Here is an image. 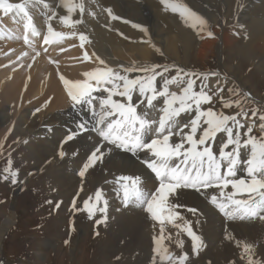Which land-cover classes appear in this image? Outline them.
<instances>
[{
  "label": "bare ground",
  "instance_id": "bare-ground-1",
  "mask_svg": "<svg viewBox=\"0 0 264 264\" xmlns=\"http://www.w3.org/2000/svg\"><path fill=\"white\" fill-rule=\"evenodd\" d=\"M7 1L19 2L21 0ZM182 2L194 13H196L198 16H201V18L205 20L206 24L203 27L200 25L195 27L191 26V22L186 21L179 14V12H173L170 8H166L163 4H161L160 0H97V3H94L96 5L91 2H87V13H83L81 15L77 13L73 14L75 18L81 21V23L67 29V31L70 32L81 31L86 34L87 45L85 48L87 50V59H85V56L82 54V50L75 48L72 51H68L63 54H56L55 50H51L46 56H43L42 58L35 61V59L28 56L26 52H21L19 50V47L17 46L18 41L11 37L17 36L13 35L15 33H12V35H8L6 33L0 34V57L2 58V60H0V75H6L5 77L10 83L14 82L15 78L18 76H21L20 82L22 81V88L20 89L21 97L17 100V105L16 103L12 105L14 109L13 111H15V109L17 110L14 112V115L19 112L18 116L15 117V128H19L22 124H24L28 130L35 131L36 129H40V124L48 125L49 129L47 133L49 138H47L46 141H54L56 144L58 143L61 147V151L59 149V157L61 159H68V161L73 160L74 163L72 166L74 167L77 164L82 165L84 162H87L88 156L90 155L91 149H88V147L85 146L86 144L83 143V140H81L77 134L86 127L90 128V126L96 125L97 120L95 119V115L93 114L90 106H97L99 103V101L95 99L92 101V104H74V102L68 98V88L71 87L74 82L83 81L86 79L83 73L90 72L105 66L112 68L113 65H118L117 67H119L121 64L123 67H128L127 64L153 65L154 55L157 52H164L167 55L173 54V58L176 60L177 65L188 66L186 65V60L190 53L195 49L193 52H195V55H197L196 57L202 60L213 58L218 69L217 73L224 74L225 78L233 76L235 77L236 82L239 84L238 76L235 74V70L232 68H226V54L228 53H226V51L229 48L231 49V47L236 43H239L240 45V42L242 41L243 45L248 50L253 51L255 48L260 52H263L264 0H182ZM108 9L111 10V15H109V12L107 11ZM89 13L92 14L90 15ZM93 15H96L95 18H93ZM48 22L55 26L58 25L56 18L48 20ZM3 23L9 25L12 29L16 28V26L11 21V16L0 11V25ZM46 25L47 23L44 22L41 28L44 29ZM209 32L212 33L211 36L208 35ZM74 41V39H68L64 40L62 44L67 45L73 43ZM195 41L198 42L194 43ZM242 48H238V51L235 50V52L237 51L235 54L237 57L247 54L244 52L246 48L244 50ZM55 49H58V47ZM8 50H11V53L13 54L10 55L7 52ZM252 54L253 53H250L251 57L253 56ZM96 57H99L101 61L104 62L103 64L100 63L101 67H97ZM66 58L67 60H64ZM51 60L54 63H57V67L59 68L57 71L55 70V67H50L49 62ZM79 63H82L81 66ZM251 65L253 64L251 63ZM235 67H237L236 64ZM255 68L264 76V68ZM238 69L239 68H237V70ZM118 71L121 75H126L130 79H135L137 77V74H128L127 72H124V69L121 68ZM70 75L75 76V78H72ZM36 76H38V78H36ZM39 77L42 79L43 83H41V80L39 82ZM61 77L69 82L68 86L64 84L63 80H61ZM57 80L60 82L59 88H57L55 83ZM4 81L5 79L3 82ZM241 84L242 85H239L242 89L246 90L245 93L251 92L248 88V84ZM11 85L4 89L6 98L11 97L6 94L8 93V89H10L9 94L15 91L14 88H10ZM47 86L50 88L48 92L49 103H47V105L45 104V106L43 105L44 108L42 109L45 113L44 117H42L41 114L37 115V117L35 114L33 115L28 108L22 106L23 103L28 104L27 101L25 100L23 103L22 101L26 94L31 96V99L35 100V96L40 94ZM94 94L96 93H93V95ZM102 94L107 96V93L98 92L99 96ZM139 96L140 95L138 91L134 92L132 102H137L136 100L139 98ZM123 98L124 97H120V99ZM143 99L146 101L145 97ZM142 100H138V112H144L147 110L143 105V103L145 104V101L141 103ZM154 104L159 109L162 108V104L160 103V106L158 101L154 102ZM261 105L263 106L264 103H261ZM0 106H5V104ZM53 110L56 111L55 114H49V112ZM158 110L152 111L151 109H148L147 111L149 112V118L158 119L160 114ZM8 113L9 112H5L2 109L0 111V124L2 125L0 127V145L3 143V139L10 130V124L9 126L7 125V122L10 119ZM186 114L188 115L189 113ZM186 114L182 113L179 117V122L181 125L188 123V117ZM39 117L40 119L37 121L36 118ZM40 120L43 121L40 122ZM4 124L7 125V127H5ZM82 124L85 125V127L81 128L80 125ZM86 134H89V132L86 131ZM69 136H72V139L69 140ZM88 136L89 145L92 147L96 146V144L100 142V140H98V136H94V134L92 136ZM173 141L179 142L180 137H174ZM37 144L32 141H28L26 143V153L29 152L28 159L29 161H32L33 168L38 171L44 170L47 175L46 177L49 179L47 183L49 184V182H51V184L54 186V189L56 187L57 191L58 189L62 190L64 186H68V188L71 189V180L69 179L68 175L63 172L58 173L59 170L56 172L55 170L51 169L52 167H55L56 164L51 166L50 169L48 168L49 170L44 169L47 167L43 164L44 160L48 159L49 155L43 154V151L41 150V152L38 149ZM185 147H187V145H185ZM107 148L109 151H111L114 149V145H108ZM61 153H63V155H61ZM70 153L71 156H69ZM117 153H115V155ZM113 155L114 154H109L108 152L106 155L104 154L102 159L103 165H105ZM118 158L120 163L122 162L123 164H115V159L112 158L108 161L105 167H112L113 169L119 170L130 167L127 171L120 173L118 176H128L130 178L139 177L140 187L150 192L155 190L156 182L154 178L140 164V160H147L149 159V156H145V158H140L139 160L134 161L132 159L133 157L128 155L122 156L119 153ZM176 161H179V159ZM99 164H95L94 170H96V167ZM88 171L90 173L89 178L91 179L97 173V171L92 173L93 171L91 172V167L88 168ZM239 174L245 175L246 173L239 171ZM118 176H112L107 180L106 178L103 180L110 182L117 181V183L125 182L129 185L131 184V180L120 181ZM93 180L95 179L93 178ZM75 187L76 186L74 185L73 190ZM231 191L232 190L229 188L224 190L225 194ZM54 193L55 192H53V194ZM205 194L217 195V203L222 201V199H220V190L217 188L199 192L180 188L176 189L174 193L169 194L170 203L183 205V210H181L180 214L183 219L176 220L182 223V228L181 224L180 227H173L174 224L172 226L169 224V227L171 226L173 228L168 229V223L165 221L167 225L163 227V233L161 232V227L158 228L150 226L148 221H153L151 220L152 218L150 219V214L143 209V205H138L137 203L131 201L128 202L127 206L122 204L114 212L105 214L107 219L103 225L104 227L108 228L104 229L103 233L109 228H111V230L109 229V232L106 233V235L103 236L101 240L104 245L109 248H115L116 245H120L125 253V256L127 257H132L133 254L138 255L137 257H139L142 253H149V246L155 243L154 238L161 239V237H163L160 244L157 245L161 250L167 249L168 251H171L173 249L186 248V241L182 236L179 235V232L180 229H182V235L189 236L187 232L184 231V221H188L190 222L193 232L200 237V241H197V244L200 245L197 252H193V241L191 237L189 240V245L191 247L188 248L192 251V253H194L195 259L199 260V262H196L195 264H207L204 261V255L205 253L209 252L208 250L210 249H214L215 253L214 257L209 259V264H241L242 262L239 260V257H236L234 253L237 252V256L239 255L238 253H242V243L252 244L254 246V251L256 250L257 253L261 250L264 251V227L261 224L242 222V219L240 218H228L219 209L217 204H213L204 197ZM15 195L16 191L13 192V198H15ZM244 196L245 195H238L236 198L245 199ZM106 197L108 198V196ZM190 207H195V209L199 210L198 216L186 210ZM145 213L150 217L148 218ZM204 213L208 215V218H204ZM111 220L112 222L115 221V225L114 223H111ZM214 220L220 221L221 224L223 222L221 220L231 221V223L222 224L219 227L212 225L214 224L213 222L212 224L209 223L211 226H207L206 222ZM10 225H12L10 221H5L1 225L0 245L3 241V236L6 230L11 227ZM223 230H226L224 235L222 232ZM150 233H152V235H150ZM226 236L231 238L226 239ZM204 241L206 244L205 251ZM181 242L182 246H178L181 244Z\"/></svg>",
  "mask_w": 264,
  "mask_h": 264
},
{
  "label": "rangeland",
  "instance_id": "rangeland-1",
  "mask_svg": "<svg viewBox=\"0 0 264 264\" xmlns=\"http://www.w3.org/2000/svg\"><path fill=\"white\" fill-rule=\"evenodd\" d=\"M197 42L198 41H195L194 43H197ZM237 44L239 45V43H236L235 45L231 47V49L229 48L226 51V53L228 52L226 54V62H225L226 68L234 69L236 72L235 74L238 76L239 84L240 85H242L241 83L243 84L245 83L246 85L248 84L249 85L248 88L252 93L251 92L245 93L246 90L240 87V85L236 82L235 77L231 76V77L225 78L224 74L217 73L218 69H217L215 60L213 58H210L208 60L207 59L202 60L196 57L197 55H195V52H193L195 49L188 56L187 58L188 61L186 60L187 62L186 65L188 66L177 65L176 60L173 58V54L167 55L164 52H157L154 55L153 65L160 66L157 69V71L161 72L162 76H157L155 83H156L157 89L159 90L163 86L165 79H170L172 76H176L177 73L180 72V75L183 77L184 82H186L187 79L189 78L195 81L193 88L196 92H199L201 88H203L204 91L212 95V102L210 104L202 105V108L207 109L208 107H211L216 112H223L228 115L241 112V109H243V112H248V115L244 116L243 113L241 112V115H239L237 119L240 120L241 123H244L246 126H251L253 129L252 135L259 138V137L264 136V133H262L260 130L261 121L259 120V114H264V105L263 106L261 105V103H264V76L255 67L264 68V63H263L264 62V54H263L264 50L263 52H260L258 49L254 48L255 50L254 52V50L253 51L248 50L243 45L242 41L240 42L239 47ZM244 47L246 48V50H244L245 49ZM238 48L239 49L242 48L244 52L247 54L244 56L237 57L235 54L239 50ZM235 50L237 51L235 52ZM7 52L10 55L13 54L11 53V50H8ZM249 52L253 53L252 57ZM96 58H97L96 60L97 67H101L100 66L101 59L99 57H96ZM0 60H2L1 57H0ZM64 60H67V59H64ZM251 63L253 65H251ZM79 64L81 66L82 63H79ZM235 64L237 65V67H235ZM127 65L128 67L133 66L132 64H127ZM117 66L118 65H113L112 68L116 71L120 70V68L121 69L128 68L127 66L123 67L122 64L119 65V67ZM63 68H66V67H63ZM164 68H167L168 71L164 72L163 71ZM237 68L239 69L237 70ZM127 73L128 74L131 73L132 75L137 74V77H142L145 75L142 72H134V71L127 72ZM5 76L0 75V105L5 104V106H0V111L2 109L5 112H9L8 116H10V119L7 122V125L9 126L10 124V130L7 132L5 138L3 139V143L0 145V227L5 221L7 222L10 221L12 225H10L11 227H9L6 230L3 236L4 237L3 241L1 242V245H0V264H153L154 256H155V264H169L167 260H164L163 262H161L160 257L153 252L154 248H158L156 243H153L151 244V246H149V253H142L139 257H137L138 255H134V254L132 257H127L125 256V253L120 245H116V247L118 246L117 248L116 247L109 248V247H106L101 240V238L105 236L106 233L109 232L108 230L109 229L111 230V228H109L106 232L103 233V230L108 228V227H104L103 225V223L106 220H104V222L99 223V224H97L96 221L101 220L103 217H105L106 213H112L115 210H117L122 205V199H123V191H122V187L119 186V183H117V181L110 182L106 180L112 176L113 177L116 175L118 176L120 175V173L125 172L130 168V167H127L126 169L119 170V169H113L112 167H109V168L105 167L108 161L112 158L115 159V164L120 163L119 158H118L119 156L118 150L114 148L112 150L110 149L111 151H109L107 146L103 145L102 151L105 155L107 154V152L109 154H114V155L106 162L105 165H103V162H102V159L104 157V154H103V157L97 160L98 162L96 161L94 165L91 166V172L93 171L92 173H94L97 171L98 173V174L96 173L93 177L95 180H93V178L92 179L89 178L90 173L88 169L85 171V175L81 177L79 173L80 171L83 170V165L86 162H84L82 165L77 164L76 166L73 167L72 166L74 163L73 160L68 161V159L66 160L65 158L61 159L59 157V153H60L59 149L61 151L60 145L58 143L56 144V142L54 141L53 142L46 141V139L49 138V135L47 133L49 129L48 125L40 124V129L39 130L36 129L35 131L28 130L24 124H22L19 128H15L14 126L15 117L18 116L19 112L14 115V112L17 110L15 109V111H13L14 109L12 105H14L15 103L17 105V100L20 99L21 97L20 89L22 88V81L20 82L21 76L20 77L18 76L15 78L14 82L10 83L9 80H7ZM38 76H36V78H38ZM70 76L72 78H75V76H72V75ZM4 79L5 81L3 82ZM40 80L42 81V79L39 77V82ZM41 83H43V81ZM55 83L57 85V88H59L60 82L57 80V82L55 81ZM9 85H11L10 88H14L15 91L9 94L10 89H8L7 90L8 93L6 94H8V96H11V97L6 98L4 94L5 93L4 89ZM182 86L183 84H172V85H169V90L172 92L179 93ZM109 87H111V85ZM49 90H50L49 86L45 87L44 90L40 94L35 96V100L31 99V96L26 94L22 103L26 100L28 104L23 103L22 106L28 108L29 111L33 115L35 114L37 116L41 114V116L44 117L45 113L42 108H44L45 104L47 105V103H49V99H48ZM96 96L97 95H94V97ZM143 98L144 97L139 96L135 104L138 105L139 103L138 100L139 99L142 100ZM236 99H239L241 101L240 108H238L235 104H233L231 108H225L223 106L225 101L231 102ZM113 100H116V101L118 100L119 102L126 103V101H120V100H126L125 98L120 99V96H114ZM142 101L144 102L145 100L143 99ZM156 101H158V104L160 106L162 104V107H163L164 105L163 98H158ZM143 105L147 109L146 101H145V104L143 103ZM37 109H40V110L37 111ZM158 109L159 108L156 106L154 109H151V110L156 111ZM252 109L260 110L256 117H253L251 115ZM93 110L94 112H98V109L96 108H93ZM137 111H138V108H137ZM55 112L56 111L53 110L49 112V114L53 115L55 114ZM186 113H189V114L187 115ZM186 113H183V114H186V116L188 117V123H189L191 119L195 118V115H196L195 109L193 108L191 111H188ZM36 119L38 121L40 117ZM42 121L43 120H40V122ZM7 125H5V127H7ZM1 126L2 125L0 124V127ZM95 127L96 125L90 126V128L86 127L84 128L85 129L84 133L78 132L77 134V136L80 137L81 140H83V143L86 144L85 146L91 150L95 146L92 147L91 145H89L88 135L90 134H86V131L88 132L90 130H94ZM185 131H187V129ZM246 131H247V127L241 130L242 140L247 138L243 135V133ZM93 134L95 135L96 133L92 132L91 136ZM197 135H199V131ZM26 141L27 142L32 141L35 144L38 143L37 144L38 149L40 151L42 150L43 152L42 151L41 152L43 154L49 155V158L44 160L43 164L44 166H47L44 169L45 170H47L48 168L50 169L51 166H54L56 164L55 167H52L51 169L55 170L56 172L59 170L58 173L63 172L67 174L69 179L71 180V183H70L71 189H69L68 186H64L62 190L58 189L57 191L56 187L54 189V186L51 184V182H49V184L47 183L49 179L46 177L47 176L46 172L44 170H40V171L36 170L35 168H33L32 161L31 160L29 161L28 159L29 152L26 153V143H27ZM225 142H226L225 133L217 134L216 138L213 141L209 142V145L213 148V151L217 154V157H218L219 149L222 147V145ZM232 147L233 146H229V148L226 149V151H231ZM115 153L117 154L115 155ZM121 155L123 156L126 154H121ZM138 155H139V159L145 158V156L146 157L149 156L147 151L143 153H139ZM249 155H250L249 148L241 149V159L242 160H246L249 157ZM69 156H71V153ZM9 159L12 161V164H11L12 171H15L17 173V176H16L17 183L15 184L12 183L11 177H9V179L7 180L4 179L6 175H9L8 173L4 172V169L7 166V162ZM132 159L135 161L134 158ZM95 164H99L96 167V170H94ZM120 164H123V163L121 162ZM100 169L102 170L103 173L101 172ZM246 169H247V166L245 164H238L236 168V178H240L243 176L244 179H248ZM239 171H242L243 173H246V174L240 175ZM86 172H88L89 174ZM45 177L47 178V180ZM105 178L106 180H103ZM96 183H99V184H96ZM74 185L76 186L75 187L76 190L75 189L73 190ZM97 189L101 190V194H102V199L99 202H97L95 199V192ZM229 189H231V187H229ZM14 191H16L15 198H13ZM53 192L55 193L53 194ZM119 195L122 196V199H120ZM106 196H108V198ZM89 197H91L89 206L91 207L92 205H95L97 209L100 207H104V201H107L106 212L101 213L99 211H94V214L90 218L89 213L84 208V203H83L84 200L89 199ZM204 197L207 198L208 194H205ZM244 198L245 199L247 198L246 194ZM74 201H75V205H74ZM123 205L126 206L125 203H123ZM195 210H196L195 212L191 211V213H194L198 216L199 210L197 209ZM145 215L148 218L150 217L146 213ZM205 217L208 218V215L204 213V218ZM151 220L155 222L153 223V222L148 221L151 227L153 226L158 227V228L161 227V224L160 223L158 224V221H155L153 219ZM217 221L218 220L208 221L206 223H207V226H211L210 224L214 222V224L212 225L219 226V227L222 224L231 223V221L221 220L223 221L221 224L220 221L218 222ZM241 221L249 222V223H259L264 227V220H260L258 217L257 218H245V219H242ZM166 222L164 223L163 227L167 225L168 222L167 223ZM111 223H114L115 225V221L112 222L111 220ZM169 224L171 226L173 224L174 225L181 224V228H182V223H180L179 221H174V223H168L167 228L171 229L175 226L173 225V227L171 226L169 227ZM222 232L224 235L226 233V230H223ZM182 233H183V230L180 229L179 235L184 238V240L186 241L187 247L173 249L168 252L172 254L173 256H180L183 254H187L188 259L184 262V264H195L196 262H199V260L195 259L194 253H192V251L188 248V247H191L189 245L190 236L182 235ZM150 235H152V233H150ZM65 241H68V243L66 244ZM104 248L107 250H105ZM205 249H206V244L204 241V251ZM208 251L209 252L205 253L204 255V261L207 264H209V259L214 257V253H215L214 249L212 250L210 249ZM238 254L239 255L237 256V252L234 253L236 257H239V260L242 262L241 264H246V257L245 259H241V256L243 253H238ZM263 254H264L263 250H261L258 253L255 250L253 251V253H251L253 260L260 261L261 264H264ZM176 264H179V262L177 261Z\"/></svg>",
  "mask_w": 264,
  "mask_h": 264
},
{
  "label": "snow or ice",
  "instance_id": "snow-or-ice-1",
  "mask_svg": "<svg viewBox=\"0 0 264 264\" xmlns=\"http://www.w3.org/2000/svg\"><path fill=\"white\" fill-rule=\"evenodd\" d=\"M160 2L173 12H179L186 21L191 22L193 27L197 25L203 27L206 24L205 20L189 9L182 0H160ZM60 6L67 13L60 17L65 25L81 23L80 20L71 19V16L77 9L83 13V0H79V2L78 0H60ZM39 8H50L48 0H23V3H8L6 0H0V11L5 14L13 11L18 15L22 14V18L27 21L24 25L25 30H30L33 36L40 33L30 10ZM107 11L111 15V10ZM56 15L57 13L52 11V15L48 19L51 20ZM208 35L211 36L212 33L209 32ZM50 36L62 38L64 34L54 32L49 26L48 35L43 38L45 44L50 42ZM79 39L84 41L87 38L81 34ZM25 42H28L27 36H25ZM36 55H39V52ZM87 58V54H85V59ZM103 63L101 61V64ZM159 67V65L134 64L124 71L142 72L145 75L130 79L126 75H121L119 71L105 66L83 73L86 79L76 81L68 88L67 94L74 104H92L93 99L99 101L100 112L97 113V126L94 130L98 132L103 142L134 153L137 150L146 149L149 154V159L143 162L158 178V187L150 192L139 186V177H119L120 181L131 180L130 185L125 183L121 186L124 203L127 204L131 201L143 205L151 218L161 224L163 233L165 221L174 223L177 219H183L179 212L175 211L180 205L170 203L169 194L181 187L193 188L197 191L200 188L213 187L220 190L223 199L217 203V197L213 195L211 202L217 204L228 218L258 217L260 220H264V136L259 138L253 136L252 127L246 126L237 119L241 112L244 116H247L248 112H243L241 109V112L228 115L216 112L211 107L202 108V105L212 102V95L204 91L203 88L196 92L193 88L195 81L189 78L184 82L180 72L170 79H165L163 86L158 90L155 83L156 78L162 76V73L157 71ZM163 71L167 72L168 69L164 68ZM61 80L68 86L67 80L63 77ZM172 84H183L179 93L169 90V85ZM137 91L141 97H145L147 109H154L156 107L154 101L163 98L164 106L158 110L160 113L158 119H150L147 110L137 111L138 105L132 102L133 93ZM96 92L107 93V96L102 94L94 97L93 93ZM114 96L124 97L127 103L113 100ZM233 104L240 108L241 101L239 99L231 102L225 101L223 106L231 108ZM193 108L196 113L195 118L191 119L189 123L181 125L179 122L181 114L191 111ZM259 111V109H252L251 115L256 117ZM259 120L261 121L260 130L264 133V114H259ZM80 127L83 128L85 125L82 124ZM245 127H247V131L243 135L247 138L242 140L241 130ZM186 129L187 131H185ZM198 131L199 135H197ZM219 133L226 134V142L219 149L218 158L209 142L213 141ZM177 136L180 137V141L174 142L173 138ZM145 137L149 139L146 140ZM68 139H72V136H69ZM229 146H233L232 150L226 151ZM242 148L250 149V155L246 160L241 159ZM103 154L102 146L95 147L79 175L83 177L85 171L101 159ZM177 159H179V163L175 162ZM11 164L12 161L9 159L4 169V172L9 175H6L4 179L7 180L11 177L12 183L15 184L17 183V173L12 171ZM238 164L247 166L248 179L236 178ZM222 168L223 171H221ZM229 187L232 191L225 194L224 190ZM245 194L247 195L246 199L236 198L238 195ZM95 199L97 202L102 199L101 190H96ZM90 200L91 197L83 202L90 218L94 211L106 212L107 201H104V207L97 209L95 205L89 206ZM190 211L195 212L196 210L190 209ZM106 219L105 216L103 219L97 220L96 223H102ZM174 226L180 227L179 224ZM184 231L193 241V252H197L200 247L197 241H200V237L193 232L190 222L184 221ZM225 238L230 239L231 237L226 236ZM161 239L154 238L155 243L159 245ZM65 243L67 244L68 241ZM178 246H182V242ZM253 251L252 244L242 243L241 259L246 257V264H261L260 261L253 260L251 255ZM153 252L160 257L161 262L167 260L169 264H176L177 261L179 264H184L188 259L187 254L173 256L167 249L154 248ZM153 264H155V256Z\"/></svg>",
  "mask_w": 264,
  "mask_h": 264
}]
</instances>
